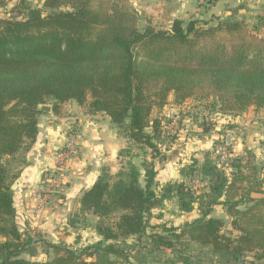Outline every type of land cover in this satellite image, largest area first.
<instances>
[{"label":"trees","instance_id":"obj_1","mask_svg":"<svg viewBox=\"0 0 264 264\" xmlns=\"http://www.w3.org/2000/svg\"><path fill=\"white\" fill-rule=\"evenodd\" d=\"M13 1L0 17V264H39L31 260L38 241L17 221L19 172L11 163L36 143L41 107L59 116L70 101L110 117L153 161L143 162L144 184L133 163L116 175L104 169L83 192L78 213L96 218L101 239L79 250L43 242L53 253L45 264H158L167 253L169 264H194L197 249L222 264H264V178L251 154L237 156L228 146L222 162L207 152L181 170L190 183L155 189L156 160L172 135L159 115L170 96L209 114L264 109V16L252 25L234 17L215 24L176 19L166 30L131 0H0V8ZM209 120L200 137L211 133ZM169 200L180 213L200 216L182 226L151 224ZM219 206L227 219L213 216Z\"/></svg>","mask_w":264,"mask_h":264},{"label":"crops","instance_id":"obj_2","mask_svg":"<svg viewBox=\"0 0 264 264\" xmlns=\"http://www.w3.org/2000/svg\"><path fill=\"white\" fill-rule=\"evenodd\" d=\"M170 101L173 109H178L180 112L184 105L190 103L188 101L177 104L174 96H170L168 104L163 108L164 111L167 110ZM70 104H72V116L65 112L55 116L51 106L46 105L51 110L39 117V135L36 143L30 151L22 153L11 163V168L19 172L13 185L17 221L22 229L28 230L38 241V248L43 242H65L66 234L71 232L68 219L71 215L73 217L79 213V200L83 192L96 182L104 169L108 168L113 175H116L122 166L120 153L131 145L120 135L111 123L110 117L105 114H87L76 101H71ZM163 110L159 115L168 117L166 112L162 113ZM196 115L204 116L208 120L210 116H214V125L209 136L200 137L202 134L200 129L194 139L184 142L188 133L181 130L173 144L168 146L166 143L161 147L162 152H167L172 146V149L177 151L184 150V154H192L193 160H197L200 164L204 161L207 152L211 151L215 154L217 143L223 142L225 138L227 140L230 136L231 142L228 144L230 150L237 156L246 157L248 153L251 154L262 168L264 178V109L256 110L252 107L244 113H215L209 116H205L204 110H198ZM194 118L191 116V119ZM187 120L190 122L189 118ZM70 132L78 137V156L72 160L70 169L56 172L59 168L56 155L66 145ZM175 153L173 154L175 159H169L167 156L164 162L178 161ZM164 162L156 161V166ZM157 170L156 182L167 184L168 179L163 176L162 171L158 168ZM47 172H56L59 176L58 189L49 197L42 194L44 175ZM143 175L141 174V178H144ZM176 180V182L190 183L181 172ZM196 211L198 210L189 214ZM199 216L200 214L195 218ZM217 217L227 219L224 210L222 215ZM195 218L189 219L188 222ZM100 239L96 233L95 242ZM31 260L37 261L35 258Z\"/></svg>","mask_w":264,"mask_h":264},{"label":"rangeland","instance_id":"obj_3","mask_svg":"<svg viewBox=\"0 0 264 264\" xmlns=\"http://www.w3.org/2000/svg\"><path fill=\"white\" fill-rule=\"evenodd\" d=\"M33 6L40 5L43 0H29ZM138 13L143 16V18H151L154 24L162 29H170L174 20L181 19L185 23L190 20H197L203 22H209L210 24H215L218 19H225L227 17H234L239 20H244L249 24H253L256 20V17L259 15L264 16V0H131ZM15 1L9 2L8 6L5 8H0V17H5L8 15L11 6ZM173 96V95H172ZM71 102V101H70ZM70 102L63 105L62 112L70 114L72 116V104ZM172 101L170 105L167 106V110L162 113L168 115L166 120L167 124V133L169 135V141L167 142L168 146L173 144L174 141L171 140V137L175 134L178 135L181 130L187 134V139L184 142H188L191 139L196 137V132L200 130V124L204 121V116H197L198 110L201 111L204 108V105H198L195 107V103H190L184 105L181 109V112L178 109H173ZM51 106V105H50ZM79 106V105H78ZM173 109V110H172ZM66 110V111H64ZM206 111V110H205ZM179 116L180 120L177 123V126L173 127L171 132L169 128L173 126V120ZM191 116H194V119H191ZM189 118L190 122L187 120ZM199 118V119H196ZM214 116H210V124H214ZM189 138V139H188ZM204 141V140H203ZM202 141V142H203ZM173 142V143H172ZM225 143L219 141L217 143L218 148L222 147ZM215 150V155L219 156L220 151ZM79 152V150H78ZM178 152V153H175ZM177 154L176 159L172 162H164L159 166H156L165 178L168 179L169 183L176 182L177 176L180 174L181 170L184 168L183 165L187 166L192 163L193 158L192 154H184V150L177 151L172 149V146L167 152H163L162 156H159L156 161H161L163 158L175 159L173 154ZM78 156V153L76 157ZM75 157V158H76ZM122 168H127L129 163L135 164L138 170L143 175V162L153 161V154L150 150L140 147L131 143L128 146V149L122 151ZM191 158V159H190ZM69 166V165H68ZM70 167V166H69ZM70 169V168H69ZM65 171V170H64ZM167 182V183H168ZM141 183H144V179L141 178ZM155 189L160 190V188L165 184H159L156 182ZM202 186V185H200ZM58 189V188H57ZM57 191V190H55ZM201 191H199L200 193ZM242 209L245 206L241 207ZM222 207H216L213 216H221ZM225 212V211H224ZM199 215L198 211L193 214L185 215L180 213L176 207V204L173 200L166 201L164 205L154 210L153 218L151 224H161L168 223L174 226H182L189 219H193ZM71 232L66 234L65 242L68 247L79 250L91 243L96 241V231H94V224L96 218L91 215L78 214L70 216L68 219ZM68 223V222H67ZM69 234V235H68ZM168 254H163L162 261L158 264H169L165 260L168 257ZM194 264H222L219 257L211 254L208 250L200 251L199 249L194 250L192 253ZM28 258V257H27ZM30 258V257H29ZM53 258L52 250H48L42 245H39L38 255L35 257L39 264H45ZM251 260V259H249ZM153 264V263H150Z\"/></svg>","mask_w":264,"mask_h":264},{"label":"built area","instance_id":"obj_4","mask_svg":"<svg viewBox=\"0 0 264 264\" xmlns=\"http://www.w3.org/2000/svg\"><path fill=\"white\" fill-rule=\"evenodd\" d=\"M205 116H209L208 112H205ZM179 120H180L179 116L174 118L173 126L169 128L170 132L173 129V127L177 126V123L179 122ZM228 146H229L228 143H226L218 149L220 151L219 157L222 162H226L230 156ZM78 148H79L78 137L76 134L70 132L66 145L56 155L57 161H58L57 166L59 167L56 170V172L69 169V166L72 160L76 157L78 153ZM56 172H47L44 175V180H43L44 188H43L42 194L46 197H49L51 194L55 193L56 192L55 190H57L59 186V176ZM193 184L195 187L200 186L199 180H195Z\"/></svg>","mask_w":264,"mask_h":264},{"label":"water","instance_id":"obj_5","mask_svg":"<svg viewBox=\"0 0 264 264\" xmlns=\"http://www.w3.org/2000/svg\"><path fill=\"white\" fill-rule=\"evenodd\" d=\"M41 109H42L43 111H45V112H50V110H51L50 107H49V106H46V105H45V106H42ZM227 140H228V141H227L228 144H230V142H231V137L229 136Z\"/></svg>","mask_w":264,"mask_h":264}]
</instances>
